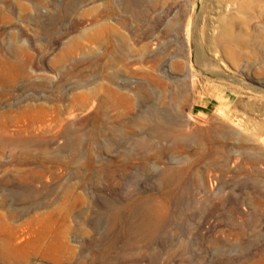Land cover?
Returning a JSON list of instances; mask_svg holds the SVG:
<instances>
[{
    "label": "rangeland",
    "instance_id": "obj_1",
    "mask_svg": "<svg viewBox=\"0 0 264 264\" xmlns=\"http://www.w3.org/2000/svg\"><path fill=\"white\" fill-rule=\"evenodd\" d=\"M222 18L264 2L0 0V264H264V37Z\"/></svg>",
    "mask_w": 264,
    "mask_h": 264
},
{
    "label": "bare ground",
    "instance_id": "obj_2",
    "mask_svg": "<svg viewBox=\"0 0 264 264\" xmlns=\"http://www.w3.org/2000/svg\"><path fill=\"white\" fill-rule=\"evenodd\" d=\"M263 2L264 0H229V3L232 6L237 7L241 11L253 9L261 5ZM220 22L222 24V28L218 37V42L225 43V51L233 58L239 57L242 54V50L244 48H246L247 50L251 49L252 51L251 45H254V42L261 41L264 37V21H259L260 23L256 26L259 34L255 38H251L249 31L244 33V35L237 34L233 29L232 23L225 22L223 18ZM80 98L84 99L83 96H80Z\"/></svg>",
    "mask_w": 264,
    "mask_h": 264
}]
</instances>
